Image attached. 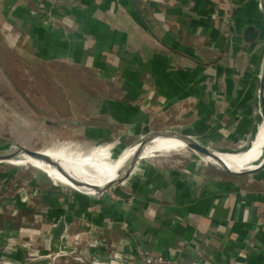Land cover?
Returning <instances> with one entry per match:
<instances>
[{
	"label": "crops",
	"instance_id": "1",
	"mask_svg": "<svg viewBox=\"0 0 264 264\" xmlns=\"http://www.w3.org/2000/svg\"><path fill=\"white\" fill-rule=\"evenodd\" d=\"M26 1L0 0V30L5 16H12L23 25L18 24L20 38L42 47L50 33L42 28L46 11L56 9L52 24L59 18L74 42L70 51L57 40L59 56L70 53L79 65L96 60L108 66L101 72L103 85H88L80 92L83 97L72 101L78 107L68 121L86 141L108 144L116 138L122 144L149 133L174 132L217 152H240L251 144L263 121L254 64L264 51V23L253 0H116L127 5L117 3L118 13L135 16L129 25L138 33L129 43L121 37L114 44L106 43V30H132L103 24V33H97L90 16L111 11L96 0H79L68 8L30 0L37 9ZM247 26L259 30L252 41L243 39ZM113 64L120 68L115 76ZM263 141L260 129L241 164L257 158ZM199 161L190 152L148 156L95 196L60 190L49 196L47 180L37 177L24 181L22 190L9 191L17 170L7 173L0 180V259L49 264L41 256L52 254V264H107L114 251L116 262L134 264L142 250L167 264H264V166L231 174ZM34 199L43 204L33 207ZM85 232L91 243L84 246L76 240Z\"/></svg>",
	"mask_w": 264,
	"mask_h": 264
},
{
	"label": "rangeland",
	"instance_id": "2",
	"mask_svg": "<svg viewBox=\"0 0 264 264\" xmlns=\"http://www.w3.org/2000/svg\"><path fill=\"white\" fill-rule=\"evenodd\" d=\"M21 1L24 2V0H20V2ZM47 1L48 6H55V8L62 6L68 8L73 2L75 3L79 0ZM26 2L29 3V5L33 4V9H37L35 3L31 4L30 0H27ZM117 3L119 7L127 6L122 5L124 4L123 2H121L122 4H119L116 0H96L95 5L103 6L105 9L108 7L111 13L109 16V14L106 15L102 12H96L95 15L92 17L90 16V24L95 26L94 28L98 30L97 33L99 31L102 32L100 25L103 24H106V26L114 24L116 27L123 24L122 27L124 28L125 26H128L132 31L119 32L111 30L108 32V30H106V35H108L106 38L109 39L106 40V43H118V41L121 40V37L128 38L124 41L129 43V40H132L129 38H135L137 36L136 33H138L137 30L129 25L136 22L134 20L135 16H123L118 13L115 10V8L118 7ZM128 6H130L129 3ZM49 11L50 9L46 11L47 13L44 20L47 26L42 28L45 29L47 33H50L48 38H46L45 43H41L42 47L38 46V42L33 43L32 45H27L25 41L20 38L21 35L18 30H22L21 26H23L21 25L20 20L18 21V19H16L17 21L14 22L13 17L7 15L5 16V19L2 20V22L5 23L2 26L5 28L0 30V150L16 151L15 146L38 151L45 149L44 154H46L51 161L57 162V164L50 163L51 165L48 167L42 163L39 170L34 166H31L36 161L33 159L30 160V163L32 162L31 165L28 163H11L9 162V159H3L0 160V180L3 179V177H6L7 173L12 174L17 170L15 173V182L12 184L9 182V187H7L9 191L18 189L22 190V188L25 187L27 179L30 177H37L40 178L42 182L43 180H47L48 190L46 191V194L49 196H51V194L54 195V193L59 190L64 191L65 193H72V196H89L69 187L68 185H71L72 183L73 185H79L80 183V186H86L90 184V179L98 180V177L108 178L113 170L111 172H106L98 162L86 167L80 173L68 175V184H63L47 175L57 174L61 170L70 168L72 165L88 159L100 146L105 145H112L111 156L101 161L115 159L120 163L119 160L121 158L127 157L120 152L127 149L128 146L133 145L135 139H129L127 142L124 140L125 142L122 144H120L116 138L112 137L113 140H110L108 144L103 141H86L82 135L77 134L73 130L72 124L68 121L71 117L73 107H78L77 104L72 102L73 98L78 101V98L82 96L80 95V92H82L81 90L88 85L89 87H96L98 84L103 85V78L100 77L102 76L101 72L106 70L108 66L97 63L96 60H93L92 63L90 62L86 66L79 65L78 61L70 57V53L68 54L69 56L67 54L59 56L60 51L56 46L57 40H61L60 48L65 50L69 49L70 51L73 49L74 45L72 43L74 42L66 36V32H70V30H64V28H61L60 24H58L60 21L59 18H57L52 24L56 17L53 14L57 15L56 9L54 11ZM259 13L263 21L260 3ZM12 15H14V12H12ZM84 16L87 18L86 15ZM41 23L42 22H39V24ZM51 28L53 30H50ZM98 35L95 34V37L100 39L102 35ZM42 41H44V39H42ZM100 43L102 44V41H97L99 46H101ZM111 49L119 51V48L113 47ZM263 52L260 51L256 57V64H254L255 73H258V70L260 69L261 63L259 59ZM100 60L105 62L107 58L104 56ZM110 67L111 66H109V68ZM110 69L112 70V76L117 75L120 70L119 65L117 64H113ZM117 81L118 79L116 77L112 79V83ZM260 124L261 121L259 122V125ZM169 140L175 141L171 139ZM160 141H158V143L163 145ZM163 147H165L167 151L153 152L150 156L162 153L164 156L169 154L172 157H177V155H187L190 152L194 158L196 156L197 160H200L199 162L201 164H211L187 146L178 150L166 145H163ZM257 152L258 153L254 154V156L259 157L262 155V151ZM9 155L11 154L9 153ZM252 160L253 158H249L245 163L247 164ZM42 186H44L43 183ZM96 194H98V192L91 196H95ZM49 196H47L48 199ZM38 204H43L40 202V199H34L31 203L33 207H39L37 206ZM6 210L7 209H3V213L7 212ZM84 234L85 237L76 241L82 245L84 244V246L89 245L91 243L89 235L87 232ZM76 239H78V236ZM92 241L94 242V239H92ZM29 255L34 260L39 258V256H34L30 253ZM118 256L119 255L113 256L112 254L111 258H119ZM41 257L45 258L49 264L54 262V256H52V254ZM3 263L6 264L7 262H3V260L0 259V264ZM100 264H103V262H100ZM107 264L111 263L107 261Z\"/></svg>",
	"mask_w": 264,
	"mask_h": 264
},
{
	"label": "bare ground",
	"instance_id": "3",
	"mask_svg": "<svg viewBox=\"0 0 264 264\" xmlns=\"http://www.w3.org/2000/svg\"><path fill=\"white\" fill-rule=\"evenodd\" d=\"M260 4H261L262 17H263V21H264V0H260ZM260 129L263 130V134H264V121H262L261 124L259 125V127L256 131V134L251 141V144H249L244 150H242L240 152H235V153L215 151L216 152L215 153L216 158L211 157V156H202V158L205 161H207L213 165L221 164L222 166L226 167L227 169H229L231 171H236V172L241 171V170H245V169H249V168H253L262 159V157L264 155V147L262 149V155L261 156L255 158L254 160H252L251 162H249L247 164H241V161L243 160V158L246 155H248V153L256 145ZM163 139H165V140H163ZM169 139L175 140V141H170ZM160 140H162V141H160ZM158 141H160L163 145H166L168 147H172L176 150L184 148V146H185L184 142L175 136L167 135V134L155 135V136L151 137L149 140H147L144 143V145L142 146L141 152L139 153V157H138L139 160L137 158L138 162L141 159L150 156L151 153H153V152L167 151L166 148L163 147V145L158 143ZM111 147H112V145L100 146L95 151V153L91 157H89L88 159H86L82 162H79L77 164H74L70 168H67L65 170H61L57 174L47 175V176H49V177H51L57 181L63 180V184H66L67 183V181L65 179L66 176L71 175V174L80 173L86 167L99 162V165L101 167H103V169L106 172H111L113 170L109 174L108 178L107 177L106 178L98 177V180L90 179L89 180L90 184L86 185V186H84V185L80 186V183H79V185H73V183L71 185H68L69 187H71L75 190H78L81 193H85V194L86 193L91 194V193L98 192L99 190H101L103 188V186H105L108 183H111L112 181L117 179L120 175H122V172L126 169L128 163H129V160L132 156V153L134 151V146H132V145L128 146L127 149H124L123 151H121L120 153L126 155L127 157L121 158L119 160L120 163H118L115 159H109V160L101 161V160L111 156ZM44 151H45V149H43L41 152L44 154ZM10 154H11V157L9 158V162H11V163H18V164L19 163H29V160L33 159V160H36L35 163L33 164V166L39 170L41 168L42 163L48 167L51 165L47 161H43L41 159H36L35 157H31V156L27 155L26 153H24L20 150L12 151ZM88 176L95 177L92 175H88ZM96 178H97V176H96Z\"/></svg>",
	"mask_w": 264,
	"mask_h": 264
},
{
	"label": "water",
	"instance_id": "4",
	"mask_svg": "<svg viewBox=\"0 0 264 264\" xmlns=\"http://www.w3.org/2000/svg\"><path fill=\"white\" fill-rule=\"evenodd\" d=\"M259 3L260 0H253V4L255 6V10L257 11L259 8ZM253 17H255V15L253 14ZM259 34V30L254 28L253 26H247L244 30H243V39L245 41H252L254 40ZM262 41L264 42V36L262 37ZM258 97H259V105H260V110H261V116L263 118L264 121V53H263V57H262V62H261V66L259 69V86H258ZM158 134H167V135H172L175 136L179 139H181L185 146L189 147L190 149H192L193 151H195L196 153H198L200 156H211V157H215V151L206 148L205 146L195 142L194 140L186 137V136H182L179 134H176L174 132H164V133H149L146 134L144 136H141L132 146H134V151L132 153V156L129 160V163L126 167V169L122 172V175H120L117 179H115L114 181H112L111 183L106 184L105 186H103L102 189H105L109 186H112L120 181L123 180V178H125L127 176V174L131 171V169L133 168V166L135 165V162L137 160V158L139 157V153L141 152V148L144 145V143L149 140L151 137L158 135ZM16 150H20L24 153H26L27 155L31 156V157H35L36 159H41L43 161H47L49 163H53V164H57V162L55 161H51V159L46 155L43 154L41 151L38 150H30L21 146H15ZM12 151L15 150H0V160L3 159H9L11 157V155H9V153H11ZM215 166L221 168L222 170L231 173V174H241V173H251L254 172L260 168H262L264 166V155L262 157V159L260 160V162L253 168H249V169H245V170H241V171H231L229 169H227L226 167L222 166L221 164H216ZM101 189V190H102ZM100 191V190H99ZM98 191V192H99ZM96 193V192H95ZM95 193H91V194H87L86 195H93ZM85 194V193H84Z\"/></svg>",
	"mask_w": 264,
	"mask_h": 264
},
{
	"label": "built area",
	"instance_id": "5",
	"mask_svg": "<svg viewBox=\"0 0 264 264\" xmlns=\"http://www.w3.org/2000/svg\"><path fill=\"white\" fill-rule=\"evenodd\" d=\"M112 254L113 256L116 255L114 251L111 252V255ZM137 257H138V261L137 262L134 261L135 264H167L168 263L166 260H164V258L152 256L151 254L147 253L146 251H142V250H137ZM112 259L114 260V258ZM113 260H109V263L111 264L119 263Z\"/></svg>",
	"mask_w": 264,
	"mask_h": 264
},
{
	"label": "trees",
	"instance_id": "6",
	"mask_svg": "<svg viewBox=\"0 0 264 264\" xmlns=\"http://www.w3.org/2000/svg\"><path fill=\"white\" fill-rule=\"evenodd\" d=\"M7 3H10V1H7ZM57 104H58V102H57ZM32 163V162H31ZM31 163H29L30 165H31Z\"/></svg>",
	"mask_w": 264,
	"mask_h": 264
}]
</instances>
